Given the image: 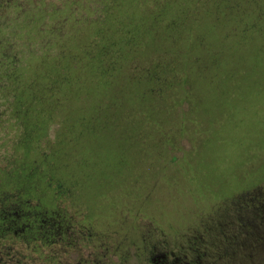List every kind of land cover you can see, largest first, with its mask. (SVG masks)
<instances>
[{"label": "rangeland", "instance_id": "rangeland-1", "mask_svg": "<svg viewBox=\"0 0 264 264\" xmlns=\"http://www.w3.org/2000/svg\"><path fill=\"white\" fill-rule=\"evenodd\" d=\"M140 28L143 51L107 107L102 80L92 87L73 59ZM11 66L21 106L8 93ZM64 74L60 105L35 99ZM14 184L34 188L21 209L58 229L103 213L120 248L97 254L112 264L173 260L182 245L214 264H264V0H0V196ZM22 250L6 255L36 260Z\"/></svg>", "mask_w": 264, "mask_h": 264}, {"label": "flooded vegetation", "instance_id": "flooded-vegetation-1", "mask_svg": "<svg viewBox=\"0 0 264 264\" xmlns=\"http://www.w3.org/2000/svg\"><path fill=\"white\" fill-rule=\"evenodd\" d=\"M72 203V202H71ZM6 208V207H5ZM9 208V207H8ZM0 211L2 219L0 220V253H5L0 258V264H29V262H22V260H14L10 256L6 255L10 249L22 250V247L25 246L26 251H31L36 254V260L31 261L30 264H112L107 259V256H100L97 253L106 254V252L119 253L117 250L120 248L119 242L115 239L114 243L110 245L109 237H115V235L110 232L115 229H105L104 228V219L105 215L103 213L96 214H87L83 224H81L78 229H74V224L68 226L65 229H58L57 225L54 224L51 220H41L36 217V214H31L29 218L23 219L20 218L13 221H4V204H0ZM82 219V218H81ZM21 225V226H20ZM45 233V237H52V241L49 243L41 244H24V245H6L4 244V238H7L9 235L14 237H24L29 236L31 233ZM94 232L96 234H94ZM51 233V234H49ZM78 233V234H76ZM113 233L118 234L116 231ZM144 235L145 247L151 244L152 239L148 235V232L140 235L142 239ZM94 236L96 239L95 246L91 244L94 241ZM68 238V244L65 243ZM36 238L33 242H41ZM73 242L78 241V244H72ZM133 244L135 245L136 238L132 239ZM18 247V248H15ZM136 247V245H135ZM195 245H182V250L179 253L181 256L171 255L173 260H168L167 255H161V259L158 260H145L135 263H125V262H113V264H214V261L207 262L201 259L202 256H198L200 249L195 247ZM6 248V250H5ZM23 251V250H22ZM147 251V250H146ZM46 253H49L48 255ZM98 255L100 258L96 259L94 255ZM6 255V256H5ZM42 259V260H41Z\"/></svg>", "mask_w": 264, "mask_h": 264}, {"label": "trees", "instance_id": "trees-1", "mask_svg": "<svg viewBox=\"0 0 264 264\" xmlns=\"http://www.w3.org/2000/svg\"><path fill=\"white\" fill-rule=\"evenodd\" d=\"M146 33H147L146 29L140 28L136 30L135 33L133 34L134 35L133 39L128 34L127 36L124 34L121 36V38H119L120 41L119 40L117 41L107 40L109 42L104 41L102 43L101 50L99 49V46L96 44L94 40L93 42L89 43V45H87L83 49L84 56L80 57L77 55L74 57L73 60L76 59V61L78 60L80 61L83 59L85 68H87V70L92 72L93 79L95 80V83L94 85H92V87H95L100 82V80H102L101 83L105 91L107 92L109 91L107 94V102H111V105L108 106L106 103L107 107L117 106L118 104L117 99L112 98L111 96H108L111 91L110 89H112L114 79L117 78L118 73L122 71L123 68L125 67L124 64L130 62L132 58L137 53H139V51H143L142 49H140V48H143V46L140 44L139 40H142L144 36L146 35ZM10 70H11V73L9 74V76L6 77L10 81L7 87H9L10 89L9 91L11 92H8V93L13 97L11 99L13 103L19 102L21 106L22 101L16 98V95H15L16 93L14 90L15 88L12 87L13 85L20 84V80H21L20 75L15 73L16 72L15 66L13 67L11 66ZM57 77H58L57 78L58 80L55 83L56 85L53 84L54 88L52 84L49 85L48 83L49 81H45L43 83V86L45 87L46 92L44 93L43 96H40V97L36 95L35 99H38L40 101L41 100L48 101L49 98L54 97L58 105H60V103L63 102V100L60 99V96L58 97V95H60V92L58 90L59 88L57 85L61 83L60 84L61 86H66V88H68L71 82H70V78H68L65 74L62 75L61 77L60 76H57ZM30 83L33 84V82H30ZM62 95H65V94L62 93ZM109 97H111L112 100L109 99ZM65 98H67V96ZM22 125L27 130L28 128L27 125L24 123H22ZM27 133L29 134V132L26 131L25 135L21 139V143H23L24 145H27L29 142H31V139L29 140V136L26 135ZM43 164L47 165V163L46 164L43 163ZM33 165L34 164H32V166ZM32 171H33L32 169L28 170L27 172L29 173L28 176L32 175ZM27 178L30 179L29 177ZM33 192H34V188L31 187V185L29 186L25 185L24 187H19V186H15L14 184V189L12 192L8 193L7 195H4V193L1 194L0 204L1 203L4 204V214H3L4 221L7 220L9 222V221L17 220L19 219V217L23 219L29 218L31 214L27 213L26 211H23L20 205L23 204L25 206H28V202L30 201L32 197H34ZM21 201H25V202L22 203ZM10 202H13V203H11V207L7 208L6 205L7 204L10 205ZM1 214L2 213L0 211V220L2 219ZM36 217L40 218L39 215L37 214H36Z\"/></svg>", "mask_w": 264, "mask_h": 264}]
</instances>
